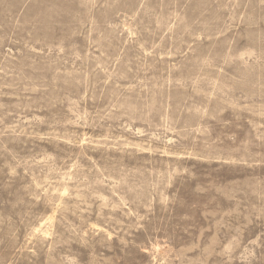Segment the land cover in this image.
Instances as JSON below:
<instances>
[{
	"label": "rangeland",
	"instance_id": "1",
	"mask_svg": "<svg viewBox=\"0 0 264 264\" xmlns=\"http://www.w3.org/2000/svg\"><path fill=\"white\" fill-rule=\"evenodd\" d=\"M0 264H264V0H0Z\"/></svg>",
	"mask_w": 264,
	"mask_h": 264
}]
</instances>
